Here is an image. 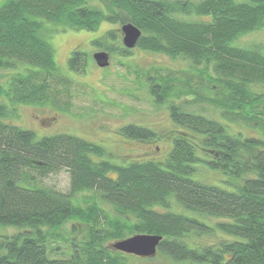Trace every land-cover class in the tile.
I'll return each instance as SVG.
<instances>
[{
  "label": "trees",
  "instance_id": "trees-1",
  "mask_svg": "<svg viewBox=\"0 0 264 264\" xmlns=\"http://www.w3.org/2000/svg\"><path fill=\"white\" fill-rule=\"evenodd\" d=\"M104 20L134 23L142 30L136 47L183 57L197 68L195 86L191 76L180 87L171 73L144 75L152 101L166 104L180 125L170 133L173 147L165 161L118 165L93 158L106 153L98 143L70 133L38 138L0 119V226L21 228L0 234V264H130L106 242L136 233L162 235L157 252L180 262L264 264V42L234 43L264 29V0H4L0 70L10 79L0 83V94L16 104L62 108L72 78L56 63L46 22L94 30ZM114 40L118 34L108 28L93 43L131 54L133 48ZM86 58L74 49L70 70L85 72ZM199 104L220 117L191 109ZM9 113L0 100V118ZM230 121L262 135L232 134ZM119 129L137 140L159 136L134 123ZM200 162L221 169L235 189L192 179ZM61 169L70 175L68 191L43 183ZM79 194L86 205L75 203ZM197 214L223 220L211 225ZM71 221L88 233L63 249L61 230Z\"/></svg>",
  "mask_w": 264,
  "mask_h": 264
},
{
  "label": "rangeland",
  "instance_id": "rangeland-1",
  "mask_svg": "<svg viewBox=\"0 0 264 264\" xmlns=\"http://www.w3.org/2000/svg\"><path fill=\"white\" fill-rule=\"evenodd\" d=\"M3 1L0 0V4ZM46 26L47 40L54 48L56 63L62 73L72 78L70 95L64 91L60 101L62 108H55L50 102L16 104L7 96L0 94V100L10 109V113L0 119L33 130L38 138L56 133H70L98 143L105 148L106 153L102 156L93 155L95 160L107 159L118 165H125L135 160L165 161L173 147V137L170 133L179 129L180 125L171 118L166 104L159 106L152 101L153 97L150 95L148 81L144 75L153 76L158 72L168 77L167 73H171L179 78L180 87L183 86L186 78L191 76V85L195 86L198 70L193 68L190 60L183 57L173 58L162 53H151L139 47L133 48L131 54L125 56L103 47L98 48L93 40L104 35L108 28L115 29L118 34V41L114 40V44L123 43L121 26L105 20L94 30H76L52 21H47ZM235 41L236 45L263 43L264 29L255 30ZM74 49H81L87 53L88 65L85 72L70 70L68 59ZM99 50H107L111 53L109 66L100 67L96 63L93 54ZM6 72L0 70V83L4 85L10 79ZM194 108L208 116L220 117L219 112L210 105H194L191 109ZM132 123L147 126L159 136L151 140H137L123 135L119 128ZM228 130L235 135H262L258 130L240 121H230ZM196 166L197 170L192 174V179L235 189L234 185L227 182L228 176L221 169L211 168L203 162L197 163ZM68 174V170L61 169L44 177L43 183L68 191L70 188ZM78 197L74 200L75 203L86 205L84 194H79ZM102 205L112 212L111 205ZM174 208L181 211L176 204ZM186 213L192 214L188 211ZM197 216L204 218L211 225L223 220L210 215L197 214ZM72 224H76V229H72ZM62 228L63 236L60 242L63 249L69 248L71 240L73 242L81 240L88 233L85 225L78 221L68 222ZM19 229L21 228L0 226V234H12ZM215 238L216 236L208 237L209 240ZM112 243L113 241L106 242V247L111 248ZM125 260L130 264H211L196 261L180 262L158 252L148 259L130 256Z\"/></svg>",
  "mask_w": 264,
  "mask_h": 264
},
{
  "label": "water",
  "instance_id": "water-1",
  "mask_svg": "<svg viewBox=\"0 0 264 264\" xmlns=\"http://www.w3.org/2000/svg\"><path fill=\"white\" fill-rule=\"evenodd\" d=\"M121 26L123 44L127 48H134L138 44L142 30L132 22H126ZM96 63L100 67L110 65V53L106 50H99L93 54ZM163 240L160 234L136 233L129 237L119 239L112 243V246L120 251L133 253L139 256H153L158 251V246Z\"/></svg>",
  "mask_w": 264,
  "mask_h": 264
},
{
  "label": "flooded vegetation",
  "instance_id": "flooded-vegetation-1",
  "mask_svg": "<svg viewBox=\"0 0 264 264\" xmlns=\"http://www.w3.org/2000/svg\"><path fill=\"white\" fill-rule=\"evenodd\" d=\"M107 51V50H106ZM109 52V51H108ZM110 53V52H109ZM111 54V53H110ZM71 251H73V248H70ZM113 251L116 252V254H119V256H122V257H135V258H143V259H148L150 256H139V255H136V254H133V253H127V252H123V251H120V250H117L115 248H113Z\"/></svg>",
  "mask_w": 264,
  "mask_h": 264
}]
</instances>
